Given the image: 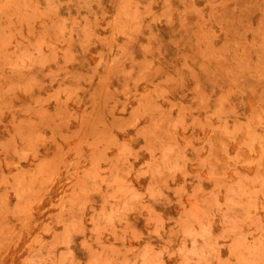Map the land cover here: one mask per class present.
I'll list each match as a JSON object with an SVG mask.
<instances>
[{"label": "rangeland", "instance_id": "1", "mask_svg": "<svg viewBox=\"0 0 264 264\" xmlns=\"http://www.w3.org/2000/svg\"><path fill=\"white\" fill-rule=\"evenodd\" d=\"M0 264H264V0H0Z\"/></svg>", "mask_w": 264, "mask_h": 264}]
</instances>
